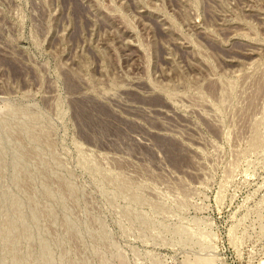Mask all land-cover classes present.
Here are the masks:
<instances>
[{
	"label": "rangeland",
	"instance_id": "obj_1",
	"mask_svg": "<svg viewBox=\"0 0 264 264\" xmlns=\"http://www.w3.org/2000/svg\"><path fill=\"white\" fill-rule=\"evenodd\" d=\"M0 264H264V0H0Z\"/></svg>",
	"mask_w": 264,
	"mask_h": 264
}]
</instances>
